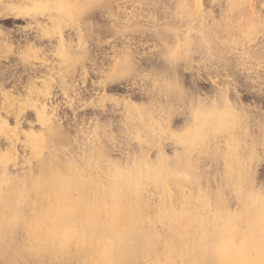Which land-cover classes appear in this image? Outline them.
Wrapping results in <instances>:
<instances>
[{
	"label": "rangeland",
	"instance_id": "obj_1",
	"mask_svg": "<svg viewBox=\"0 0 264 264\" xmlns=\"http://www.w3.org/2000/svg\"><path fill=\"white\" fill-rule=\"evenodd\" d=\"M0 264H264V0H0Z\"/></svg>",
	"mask_w": 264,
	"mask_h": 264
}]
</instances>
